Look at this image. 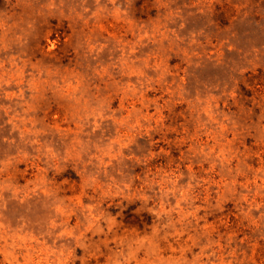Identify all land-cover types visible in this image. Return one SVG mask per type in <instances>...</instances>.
<instances>
[{"label":"rangeland","instance_id":"obj_1","mask_svg":"<svg viewBox=\"0 0 264 264\" xmlns=\"http://www.w3.org/2000/svg\"><path fill=\"white\" fill-rule=\"evenodd\" d=\"M0 264H264V0H0Z\"/></svg>","mask_w":264,"mask_h":264}]
</instances>
